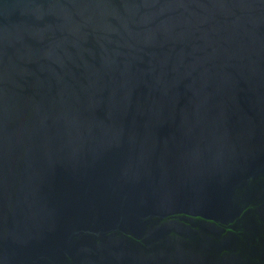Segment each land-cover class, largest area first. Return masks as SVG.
I'll list each match as a JSON object with an SVG mask.
<instances>
[{
	"label": "water",
	"instance_id": "water-1",
	"mask_svg": "<svg viewBox=\"0 0 264 264\" xmlns=\"http://www.w3.org/2000/svg\"><path fill=\"white\" fill-rule=\"evenodd\" d=\"M0 264H264V0H0Z\"/></svg>",
	"mask_w": 264,
	"mask_h": 264
}]
</instances>
